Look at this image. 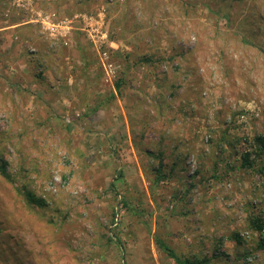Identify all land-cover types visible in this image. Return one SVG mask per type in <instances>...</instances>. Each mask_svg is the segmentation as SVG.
<instances>
[{
	"label": "rangeland",
	"instance_id": "374dc122",
	"mask_svg": "<svg viewBox=\"0 0 264 264\" xmlns=\"http://www.w3.org/2000/svg\"><path fill=\"white\" fill-rule=\"evenodd\" d=\"M2 21L26 27L0 57V264H175L155 237L264 264V175L240 165L264 136V0H0Z\"/></svg>",
	"mask_w": 264,
	"mask_h": 264
},
{
	"label": "trees",
	"instance_id": "16d2710c",
	"mask_svg": "<svg viewBox=\"0 0 264 264\" xmlns=\"http://www.w3.org/2000/svg\"><path fill=\"white\" fill-rule=\"evenodd\" d=\"M143 59L146 60L148 58H143ZM120 83H121L120 79L115 83V88L117 89V91H120ZM110 96L112 98L114 95L110 94ZM251 145L252 147L250 150L243 151L241 153L240 165L246 168H254L255 171L264 175V167H263L264 136L261 134L255 135L252 139ZM5 164H6L5 160H3V158L0 157V175L10 181L11 175L7 171ZM157 173L161 175L159 167L157 168ZM121 176L122 173L120 171H117L116 178H120ZM110 185H113V182ZM21 193L23 194L26 203L29 205H35L39 207H43L46 205V201L44 198L37 196L34 192L29 190L28 188L23 187V189H21ZM263 194H264V186H263ZM112 217H114V214ZM248 225L252 230L258 231L256 248L260 250H264V216H259L255 214L250 215ZM232 238L238 243L242 241V238L236 232L232 233ZM116 241L118 240L116 239ZM155 243L157 248L162 250L168 257L173 259L175 264H211L210 258L207 256H197V255L185 256L176 253L175 250L171 248L160 237H155Z\"/></svg>",
	"mask_w": 264,
	"mask_h": 264
},
{
	"label": "crops",
	"instance_id": "0c3cea01",
	"mask_svg": "<svg viewBox=\"0 0 264 264\" xmlns=\"http://www.w3.org/2000/svg\"><path fill=\"white\" fill-rule=\"evenodd\" d=\"M2 22L3 23H0V57H3L5 54H15L14 46L11 48L9 47L11 41L10 36L15 33V31H22L26 27L24 23L20 22Z\"/></svg>",
	"mask_w": 264,
	"mask_h": 264
},
{
	"label": "built area",
	"instance_id": "2783aa9c",
	"mask_svg": "<svg viewBox=\"0 0 264 264\" xmlns=\"http://www.w3.org/2000/svg\"><path fill=\"white\" fill-rule=\"evenodd\" d=\"M103 37H105V35Z\"/></svg>",
	"mask_w": 264,
	"mask_h": 264
}]
</instances>
